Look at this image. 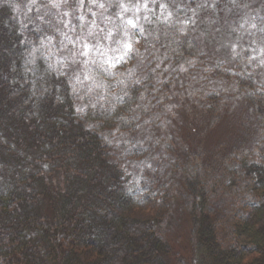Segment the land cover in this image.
<instances>
[{"label":"trees","instance_id":"16d2710c","mask_svg":"<svg viewBox=\"0 0 264 264\" xmlns=\"http://www.w3.org/2000/svg\"><path fill=\"white\" fill-rule=\"evenodd\" d=\"M149 1L126 42L111 24L113 65L60 71L26 60L55 24L42 19L45 0H0V264H264V91L230 81ZM222 72L258 129L254 151L205 152L221 93L168 110L189 80ZM172 111L187 124H171ZM183 144L191 151L175 156ZM181 199L188 257L163 231Z\"/></svg>","mask_w":264,"mask_h":264},{"label":"rangeland","instance_id":"374dc122","mask_svg":"<svg viewBox=\"0 0 264 264\" xmlns=\"http://www.w3.org/2000/svg\"><path fill=\"white\" fill-rule=\"evenodd\" d=\"M193 1L196 2L195 5ZM162 2L159 18L163 22L173 20L178 29L190 28L191 35L201 43L202 52L213 61V66L217 65L231 75L230 81L234 82V76L252 79L256 88L264 91V0ZM45 4L47 6L44 8L42 4L39 5L42 19L46 21L52 16L55 24L42 30L41 37L28 52L26 60L29 63L43 59L46 66L60 71H65L68 65L80 69L91 62L113 65L120 57L115 53V47L112 48L115 23L125 26L120 30L122 35L125 34V40L126 35L132 33L131 25L150 12L149 0H88L87 3L83 0H45ZM140 27L142 28V24ZM76 76L77 74L75 79ZM88 78L91 79L90 76ZM78 82L83 85L87 79L80 78ZM210 91L222 94L223 98L218 96L223 110L219 125L211 130L204 141L205 152H214L212 155H215V152L220 151L216 147H222L223 153L231 152L236 146L241 147L242 151H254L258 129L244 103L239 100V92L233 84L226 82L224 72L218 78L205 82H199L196 78L189 80L187 87L171 96L174 99L173 105L168 110L184 99L194 103L200 96L212 93ZM185 94L184 99L180 100ZM173 114L176 116L172 117L171 124H187L185 112ZM145 143L148 142L143 141L140 146ZM195 143L193 142V147ZM118 146L125 149L124 142H120ZM173 150L175 156L183 157L191 148L183 144L176 145ZM235 195L240 197L242 194ZM229 198L230 196L223 199L222 204L229 202ZM182 202V199L178 200V204L173 206L169 223L163 231L168 240L179 243V250L175 249L188 257L190 224L180 206Z\"/></svg>","mask_w":264,"mask_h":264},{"label":"clouds","instance_id":"9594fccd","mask_svg":"<svg viewBox=\"0 0 264 264\" xmlns=\"http://www.w3.org/2000/svg\"><path fill=\"white\" fill-rule=\"evenodd\" d=\"M15 7H18V6H15Z\"/></svg>","mask_w":264,"mask_h":264}]
</instances>
